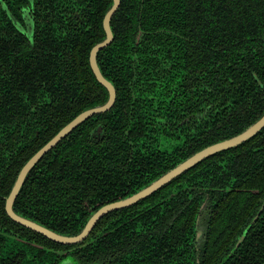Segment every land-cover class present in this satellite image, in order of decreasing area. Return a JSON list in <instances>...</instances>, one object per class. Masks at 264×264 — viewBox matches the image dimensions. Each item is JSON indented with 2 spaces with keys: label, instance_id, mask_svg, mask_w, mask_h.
Returning a JSON list of instances; mask_svg holds the SVG:
<instances>
[{
  "label": "trees",
  "instance_id": "trees-1",
  "mask_svg": "<svg viewBox=\"0 0 264 264\" xmlns=\"http://www.w3.org/2000/svg\"><path fill=\"white\" fill-rule=\"evenodd\" d=\"M3 1L22 21L29 1ZM111 4L36 1L30 43L0 4V123L12 136L2 131L0 264H57L69 256L78 264H195L203 201L201 264H264V207L235 246L264 199V128L106 213L77 244L51 241L6 215L4 199L24 162L108 98L89 51L105 37ZM110 26L113 39L97 62L115 88L113 105L47 153L15 200L17 212L60 233L78 232L101 205L239 133L264 111V0H120ZM160 138L175 145L162 149Z\"/></svg>",
  "mask_w": 264,
  "mask_h": 264
},
{
  "label": "water",
  "instance_id": "water-1",
  "mask_svg": "<svg viewBox=\"0 0 264 264\" xmlns=\"http://www.w3.org/2000/svg\"><path fill=\"white\" fill-rule=\"evenodd\" d=\"M119 3L120 0H112V4L109 7V9L105 12L102 21L105 37L101 41L94 44L89 51L90 68L96 80L106 88L108 92L107 100L103 104L95 105L79 112L69 122L63 125L53 137H51L44 145H42L20 168L17 177L14 180V183L9 191V194L6 197L5 211L11 219L22 224L23 226H26L27 228L35 232L44 235L48 239L61 244H76L83 241L90 234L96 222L106 213L112 210L130 206L138 202L142 198H145L146 196L158 190L160 187L171 181L173 178L177 177L184 171L188 170L193 165L200 162L202 159L212 154H215L216 152H219L221 150L235 147L245 142L246 140L254 136L257 132H259L262 128H264V111H263L262 114L254 122H252L250 125H248L245 129H243L239 133L200 148L199 150L195 151L194 153L190 154L189 156L177 162L173 167L169 168L168 170L160 174L158 177H156L154 180L149 182L147 185L141 187L135 192L123 198L101 205L93 212H91V214L85 221L83 227L74 234L57 232L31 218H28L26 216H23L15 212L13 210L14 199L18 194L20 187L24 179L26 178L27 174L32 169V167L41 159V157L45 153H47L52 147H54L56 143L60 142L65 136H67L74 128H76L79 124H81L85 119L89 118L90 116H93L94 114L104 112L110 109L114 103L115 88L112 82L108 80L101 72L97 62V53L99 50L109 45L113 39V32L110 26V18L112 14L116 11ZM27 14L28 13L26 11L25 16ZM10 17L13 19L11 15ZM27 31L31 33L30 26ZM263 205H264V200L262 206ZM260 210L261 207L259 208L256 215L251 219L249 224L243 229L241 235L238 236L235 246H238L240 242L244 239L246 232L255 222ZM57 264H78V263L74 261L72 257L69 256L62 259Z\"/></svg>",
  "mask_w": 264,
  "mask_h": 264
},
{
  "label": "flooded vegetation",
  "instance_id": "flooded-vegetation-1",
  "mask_svg": "<svg viewBox=\"0 0 264 264\" xmlns=\"http://www.w3.org/2000/svg\"><path fill=\"white\" fill-rule=\"evenodd\" d=\"M29 1V4L26 6V7H24L23 9H22V21L20 20V19H16V17L15 16H13V14H11V12L8 10V7H7V5H6V3L3 1V0H0V4H1V7H2V9H3V11L6 13V15H7V17H8V19L12 22V24H14V26L19 30V31H21L22 33H24L25 35H26V37L28 38V41H29V43L31 42V40H32V36H33V30H34V10H33V8H34V2H40V1H44V0H28ZM54 1H56V0H53V2ZM5 7V8H4ZM26 11H27V15L25 16V13H26ZM37 14H38V12H37ZM10 15L13 17V19L10 17ZM29 26H30V28H31V33H29L27 30L29 29ZM105 88V87H104ZM106 89V88H105ZM115 101V100H114ZM109 110V109H108ZM108 110H106V111H108ZM106 111H104V112H106ZM100 113H102V112H100ZM98 114V113H97ZM86 120V119H85ZM84 120V121H85ZM83 121V122H84ZM80 125V124H79ZM78 125V126H79ZM75 129V128H74ZM73 129V130H74ZM99 128L96 130V134L95 135H97V133L99 132ZM2 131H4L5 132V134L6 135H8L10 138L12 137L11 136V130L10 131H5V127L3 126V124H1L0 123V158H2L3 156H5V154L7 153V149H5V147H7L6 145H2V142H3V140H4V137H5V134H3L2 135ZM57 133V132H56ZM55 133V134H56ZM54 134V135H55ZM70 134V133H69ZM53 135V136H54ZM52 136V137H53ZM233 136V135H232ZM66 137V136H65ZM64 137V138H65ZM231 137V136H230ZM50 139V138H49ZM48 139V140H49ZM225 139V138H224ZM18 140V139H17ZM47 140V141H48ZM222 140V139H221ZM46 141V142H47ZM20 142V141H19ZM45 142V143H46ZM18 143V142H17ZM44 143V144H45ZM59 143V142H58ZM58 143H56V145L55 146H57V144ZM43 144V145H44ZM173 145H175V143H173ZM209 145V144H208ZM54 146V147H55ZM41 147V146H40ZM39 147V148H40ZM54 147H52L47 153H49ZM38 148V149H39ZM37 149V150H38ZM36 150V151H37ZM35 151V152H36ZM34 152V153H35ZM33 153V154H34ZM47 153H45L42 157H41V159L47 154ZM32 154V155H33ZM31 155V156H32ZM30 156V157H31ZM29 157V158H30ZM28 158V159H29ZM27 159V160H28ZM40 159V160H41ZM26 160V161H27ZM39 160V161H40ZM25 161V162H26ZM38 161V162H39ZM24 162V163H25ZM37 162V163H38ZM36 163V164H37ZM35 164V165H36ZM0 165H2V163H0ZM35 165L32 167V169L35 167ZM23 166V165H22ZM21 166V167H22ZM32 169L29 171V173L27 174V176H26V178L24 179V181H23V183H22V185H21V187H20V190H19V192H18V194L16 195V197H15V199H14V202H13V210L15 211V212H17L16 210H15V200H16V198H17V196L19 195V193H20V191H21V189H22V187H23V185H24V182L26 181V179L28 178V176H29V174H30V172L32 171ZM20 170V169H19ZM19 170H18V172H19ZM18 174V173H17ZM16 177H17V175H16ZM16 177H15V179H16ZM14 179V180H15ZM0 181H1V179H0ZM14 183V182H13ZM13 183H12V185H13ZM12 185H11V187H12ZM164 186V185H163ZM11 187H10V189H11ZM161 188V187H160ZM159 188V189H160ZM158 189V190H159ZM10 191V190H9ZM157 191V190H156ZM154 193V192H153ZM8 194H9V192H8ZM7 194V195H8ZM7 195H6V197H7ZM6 197H5V199H4V211H5V202H6ZM264 200V199H263ZM204 203H205V201H203L202 202V204L200 205V208L199 209H201L202 210V212L200 213V215L198 214L197 216H196V219H195V226H194V241L197 243V251H196V254H195V256H194V258H195V264L196 263H198V264H201L202 263V261H201V259H203V261H204V254H200V252H199V248H200V243H202L203 241H204V238H205V235H206V233H207V230H206V228H207V224H206V217H205V213H204ZM262 203H263V201H262ZM262 203H261V210L263 209V207H264V205L262 206ZM261 210H260V212H261ZM206 212V211H205ZM259 212V213H260ZM5 213H6V211H5ZM17 213H19V214H21V212H17ZM6 215H7V213H6ZM21 215H23V214H21ZM259 215V214H258ZM257 215V216H258ZM8 216V215H7ZM23 216H25V215H23ZM104 216V215H103ZM102 216V217H103ZM9 217V216H8ZM27 217V216H26ZM101 217V218H102ZM10 218V217H9ZM29 218V217H28ZM100 218V219H101ZM11 219V218H10ZM99 219V220H100ZM257 219V218H256ZM11 220H13V219H11ZM14 221V220H13ZM256 221V220H255ZM14 222H16V221H14ZM98 222V221H97ZM96 222V223H97ZM16 223H18V222H16ZM18 224H20V223H18ZM20 225H22V224H20ZM96 225V224H95ZM95 225H94V227H95ZM26 227V226H25ZM93 227V228H94ZM27 228V227H26ZM93 228H92V230H93ZM91 230V231H92ZM38 233V232H37ZM247 233V232H246ZM44 236V235H43ZM47 238V237H46ZM87 238V237H86ZM85 238V239H86ZM84 239V240H85ZM52 241V240H51ZM55 242V241H54ZM82 242V241H81ZM56 243H58V242H56ZM59 244H61V243H59ZM77 244V243H76ZM62 245H73V244H62ZM24 249L26 250V247H24ZM57 250V249H56ZM62 250H64V249H62ZM57 252V251H56ZM60 253H61V250H60ZM56 256H57V254H56ZM54 258H55V256H54ZM56 259H57V257H56ZM54 261V260H53Z\"/></svg>",
  "mask_w": 264,
  "mask_h": 264
},
{
  "label": "rangeland",
  "instance_id": "rangeland-1",
  "mask_svg": "<svg viewBox=\"0 0 264 264\" xmlns=\"http://www.w3.org/2000/svg\"><path fill=\"white\" fill-rule=\"evenodd\" d=\"M174 142H175L174 140H169L167 138H160L159 147L162 149L170 150Z\"/></svg>",
  "mask_w": 264,
  "mask_h": 264
}]
</instances>
